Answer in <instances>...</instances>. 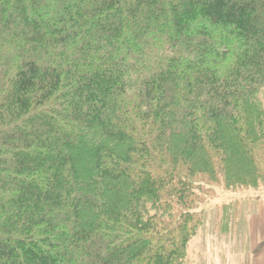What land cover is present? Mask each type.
Listing matches in <instances>:
<instances>
[{
    "label": "trees",
    "instance_id": "trees-1",
    "mask_svg": "<svg viewBox=\"0 0 264 264\" xmlns=\"http://www.w3.org/2000/svg\"><path fill=\"white\" fill-rule=\"evenodd\" d=\"M263 91L264 0H0V264H186Z\"/></svg>",
    "mask_w": 264,
    "mask_h": 264
},
{
    "label": "crops",
    "instance_id": "crops-1",
    "mask_svg": "<svg viewBox=\"0 0 264 264\" xmlns=\"http://www.w3.org/2000/svg\"><path fill=\"white\" fill-rule=\"evenodd\" d=\"M254 192L237 194L240 207L235 220V231L229 237L228 234L213 232L218 214L216 219H212L210 227L205 226L208 228L201 239L203 253L207 246H214L211 257L209 260L206 258L209 264H264V188ZM224 255L227 260L222 261Z\"/></svg>",
    "mask_w": 264,
    "mask_h": 264
},
{
    "label": "rangeland",
    "instance_id": "rangeland-1",
    "mask_svg": "<svg viewBox=\"0 0 264 264\" xmlns=\"http://www.w3.org/2000/svg\"><path fill=\"white\" fill-rule=\"evenodd\" d=\"M261 98L264 102V91L261 94ZM264 188V187H262ZM253 194L255 193L252 190L249 191H241V192H227L221 188L216 189V195L203 205L202 210L204 211V227L200 229L198 235L191 241L188 254L186 258V264H209L207 260L211 257V250H213L214 246L211 245L210 248L203 250V245H201V239L205 235L206 228L210 227L212 219L218 214L216 224L213 225V232H217L218 234H233L235 231V206L238 205L237 209L240 207V201L237 200V194ZM224 206H228L224 209ZM233 206V207H231ZM215 214V216H214ZM238 219V218H237ZM205 226H208L205 228ZM219 235V236H220ZM217 236V235H216ZM207 258V260H206ZM226 259L227 256H222V261Z\"/></svg>",
    "mask_w": 264,
    "mask_h": 264
}]
</instances>
